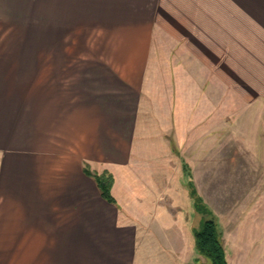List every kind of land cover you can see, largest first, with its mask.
I'll use <instances>...</instances> for the list:
<instances>
[{
  "label": "crops",
  "instance_id": "crops-1",
  "mask_svg": "<svg viewBox=\"0 0 264 264\" xmlns=\"http://www.w3.org/2000/svg\"><path fill=\"white\" fill-rule=\"evenodd\" d=\"M205 1L0 0V264L200 258L185 161L175 167L168 139L176 126L244 125L239 114L255 91L238 88L239 57L212 43L191 91L190 62L142 57L139 47L135 57H78L64 50L79 43L59 39L221 33L220 12ZM32 33L44 40L26 41ZM199 45L208 48L206 37ZM257 94L264 103V89ZM84 165L113 177L116 206ZM219 228L227 264H264V219Z\"/></svg>",
  "mask_w": 264,
  "mask_h": 264
},
{
  "label": "rangeland",
  "instance_id": "rangeland-1",
  "mask_svg": "<svg viewBox=\"0 0 264 264\" xmlns=\"http://www.w3.org/2000/svg\"><path fill=\"white\" fill-rule=\"evenodd\" d=\"M201 5L220 12L221 33L126 35L121 44H111L107 35L103 39V35L64 34L59 40L79 43L76 50H64L78 57H135L134 51L139 47L142 57L190 62L191 91L198 89L193 85L199 82L200 62L209 64L213 59L212 43L221 44L224 53L239 57L238 88L244 90V86L251 84L255 91L254 103L245 99L249 103L243 102V113L239 114L244 117V125H189L185 132L176 126L174 138L171 137L174 142L168 139L175 167L179 169V158L186 162L190 179L184 174V183L189 190L192 185L196 197L216 219L218 228H222L237 220L264 219V103L257 96L264 89V0H206ZM204 37L207 49L199 45V39ZM88 38L95 48H87ZM40 40L44 39L38 33L26 34V41ZM102 45L108 48H96ZM231 75L224 68L225 82L230 83ZM191 221L198 229L201 216L195 212ZM198 260L204 262L201 257Z\"/></svg>",
  "mask_w": 264,
  "mask_h": 264
},
{
  "label": "trees",
  "instance_id": "trees-1",
  "mask_svg": "<svg viewBox=\"0 0 264 264\" xmlns=\"http://www.w3.org/2000/svg\"><path fill=\"white\" fill-rule=\"evenodd\" d=\"M174 153L177 154L175 149ZM182 168L190 179L185 162H183ZM83 171L94 180L101 198L108 204L116 206V202L111 195V188L114 183L113 177L108 173L92 174L87 165H84ZM191 188L192 185L190 186V195L194 200V210L201 216L199 228H195L192 232L193 243L198 256L204 259L203 263L196 259L195 264H227L217 221L214 217L212 218L211 212L200 202V198L196 197L194 189Z\"/></svg>",
  "mask_w": 264,
  "mask_h": 264
}]
</instances>
